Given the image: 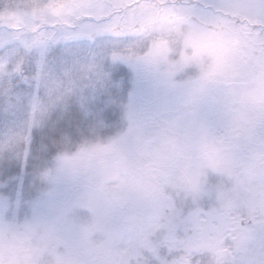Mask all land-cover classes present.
I'll use <instances>...</instances> for the list:
<instances>
[{
  "label": "snow or ice",
  "instance_id": "1",
  "mask_svg": "<svg viewBox=\"0 0 264 264\" xmlns=\"http://www.w3.org/2000/svg\"><path fill=\"white\" fill-rule=\"evenodd\" d=\"M158 13L192 28H229L231 57L217 53L204 81L239 79L243 87L264 73V0H10L0 3V87L14 77L34 87L35 122L98 88L106 57L151 61L165 51L170 41L154 34ZM253 125V142L224 138V160L203 161L191 151L199 135L179 129L143 143L134 172L157 202L133 200L129 211L142 222L120 229L93 264H238L242 256L264 264V118Z\"/></svg>",
  "mask_w": 264,
  "mask_h": 264
},
{
  "label": "rangeland",
  "instance_id": "2",
  "mask_svg": "<svg viewBox=\"0 0 264 264\" xmlns=\"http://www.w3.org/2000/svg\"><path fill=\"white\" fill-rule=\"evenodd\" d=\"M7 2L10 0H0V3ZM101 71L102 84L86 98L74 95L64 103L50 106L35 122L32 102L36 89L19 77L3 82L0 87V176L6 159H18L25 166L34 130L66 110L70 101L77 102L86 116L92 118L91 123L99 133L114 130L106 140L115 143L124 158L131 157L143 143L177 129L207 138L228 135L230 92L221 84H204L196 69L165 73L151 61L106 57ZM39 96L47 102L42 90ZM108 109L115 111L114 117L105 115ZM62 158L38 182L33 179L27 183L26 177H16L14 194L3 192L7 185L0 181V206L6 210L0 228L44 226L54 242L75 256L83 253L89 240L100 243L103 250L127 225L125 215L133 200L127 201L124 209L99 206L93 180L73 178L63 171ZM217 179L212 174L213 182ZM251 260L249 256H242L238 264H251Z\"/></svg>",
  "mask_w": 264,
  "mask_h": 264
},
{
  "label": "clouds",
  "instance_id": "3",
  "mask_svg": "<svg viewBox=\"0 0 264 264\" xmlns=\"http://www.w3.org/2000/svg\"><path fill=\"white\" fill-rule=\"evenodd\" d=\"M152 23L154 34L170 41V46L155 55L151 62L165 73L194 68L204 84H213L202 77L216 63L217 53L223 51L231 57L229 28H192L164 13H158ZM258 55L264 58V52ZM216 84L224 85L230 93H239V98L232 99L228 108V135L232 134L239 143L253 142L256 138L253 121L257 117L264 118V73H258L243 87L239 79ZM224 138L196 137L191 142V151L203 161L224 160L227 157ZM144 160L142 147L131 157L124 158L115 143L96 142L82 145L72 155L65 154L61 169L73 178L93 180L95 201L99 206L124 209L129 200L147 206L157 202L158 193L145 186L134 172V168L143 165ZM221 175L228 178L226 168ZM141 222L142 217L135 212L129 211L125 215V223L129 226ZM101 250L100 243L89 240L83 253L75 256L54 242L48 229L41 225L0 228V264H93L92 254Z\"/></svg>",
  "mask_w": 264,
  "mask_h": 264
},
{
  "label": "trees",
  "instance_id": "4",
  "mask_svg": "<svg viewBox=\"0 0 264 264\" xmlns=\"http://www.w3.org/2000/svg\"><path fill=\"white\" fill-rule=\"evenodd\" d=\"M114 110L108 109V117H114ZM92 118L86 116L77 102L70 101L66 110L51 117L41 128L35 129L29 147L25 166L18 159H6L1 167L0 181L7 185L3 192L14 194L16 177H26V182L33 179L38 182L50 167L65 154H71L85 144L103 142L114 134V130L99 133L93 127ZM25 162V161H24ZM10 178L14 180H9Z\"/></svg>",
  "mask_w": 264,
  "mask_h": 264
},
{
  "label": "water",
  "instance_id": "5",
  "mask_svg": "<svg viewBox=\"0 0 264 264\" xmlns=\"http://www.w3.org/2000/svg\"><path fill=\"white\" fill-rule=\"evenodd\" d=\"M4 215H5V209L2 206H0V222L3 220Z\"/></svg>",
  "mask_w": 264,
  "mask_h": 264
}]
</instances>
